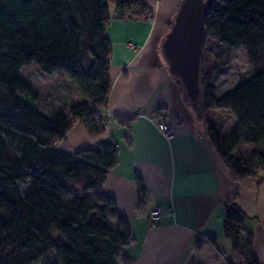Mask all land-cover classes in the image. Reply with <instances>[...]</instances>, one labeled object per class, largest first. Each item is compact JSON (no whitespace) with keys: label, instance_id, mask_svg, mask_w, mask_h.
I'll return each mask as SVG.
<instances>
[{"label":"trees","instance_id":"16d2710c","mask_svg":"<svg viewBox=\"0 0 264 264\" xmlns=\"http://www.w3.org/2000/svg\"><path fill=\"white\" fill-rule=\"evenodd\" d=\"M205 1L210 9L195 103L171 69L233 176H264V0ZM153 17L143 0H0V264H46L51 257L48 264H119L120 257L124 264L133 261L124 252L132 241L128 218L103 190L118 163L117 144L106 140L68 153L56 143L66 139L76 122L92 138L104 134L103 112L122 71L111 63L107 27L113 18ZM209 40L219 52L244 47L254 66L251 76L221 96L213 94L220 64L209 68L205 60ZM31 64L45 74L63 71L83 101L48 114L20 76ZM218 110H229L235 118L227 131L214 115ZM133 120L120 123L128 126ZM244 145L252 147L243 150ZM137 180L142 199L146 188ZM224 208L225 235L244 257L242 264H258L252 233L242 225L247 215L236 196Z\"/></svg>","mask_w":264,"mask_h":264},{"label":"crops","instance_id":"0c3cea01","mask_svg":"<svg viewBox=\"0 0 264 264\" xmlns=\"http://www.w3.org/2000/svg\"><path fill=\"white\" fill-rule=\"evenodd\" d=\"M143 1L152 19L113 18L107 27L111 63L122 71L103 112L104 134L92 138L76 122L56 146L73 153L106 140L117 144L118 163L103 190L130 223L132 241L124 252L131 264H242L224 231V204L233 196L247 215L242 225L252 233L258 264H264V176H233L166 60L163 41L182 0ZM111 13L115 17L114 6ZM77 96L71 105L83 101ZM125 118L134 120L127 126L120 123ZM162 121L171 137L158 129ZM138 177L146 188L142 199ZM154 209L160 211L156 225Z\"/></svg>","mask_w":264,"mask_h":264},{"label":"rangeland","instance_id":"374dc122","mask_svg":"<svg viewBox=\"0 0 264 264\" xmlns=\"http://www.w3.org/2000/svg\"><path fill=\"white\" fill-rule=\"evenodd\" d=\"M205 60L209 68L217 63L220 64L219 71L213 80V94L216 96H221L224 92L251 76L254 68L244 47L224 49L223 52H219L215 50V42L213 40L208 41L207 48L205 49ZM20 76L23 80L30 83L33 90L38 93L40 104L50 115L62 112L63 110L68 111L71 106L78 103L73 102L71 105L70 99L76 98L78 94L73 90L76 87L75 84L63 71L58 70L52 74H45L37 65L31 64L21 69ZM80 95L79 93L77 98H79ZM213 112L214 111H212V113ZM214 115L219 116V123L221 124L222 131H227L235 123L234 116L229 110H218L214 112ZM159 117L163 118L161 115H159ZM159 125L160 124H158V126ZM251 147L250 145H244L241 149H251ZM21 187L24 192L27 191L25 182H21ZM151 223H153L152 220ZM51 258L48 259L46 264L52 261ZM120 262L123 263L122 258H120ZM38 264L42 263L39 262Z\"/></svg>","mask_w":264,"mask_h":264},{"label":"water","instance_id":"95a60500","mask_svg":"<svg viewBox=\"0 0 264 264\" xmlns=\"http://www.w3.org/2000/svg\"><path fill=\"white\" fill-rule=\"evenodd\" d=\"M209 9L210 1L182 0L173 25L163 41L166 60L180 76L193 103L200 95L205 17Z\"/></svg>","mask_w":264,"mask_h":264},{"label":"built area","instance_id":"2783aa9c","mask_svg":"<svg viewBox=\"0 0 264 264\" xmlns=\"http://www.w3.org/2000/svg\"><path fill=\"white\" fill-rule=\"evenodd\" d=\"M160 125L158 126L159 130L163 132L167 137H171L169 135L170 133V126L166 121H162L159 123ZM160 218V211L158 209H154L151 213V220H152V225H156Z\"/></svg>","mask_w":264,"mask_h":264}]
</instances>
